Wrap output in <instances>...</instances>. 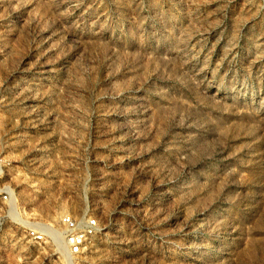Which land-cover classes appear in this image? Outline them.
<instances>
[{
  "label": "rangeland",
  "instance_id": "rangeland-1",
  "mask_svg": "<svg viewBox=\"0 0 264 264\" xmlns=\"http://www.w3.org/2000/svg\"><path fill=\"white\" fill-rule=\"evenodd\" d=\"M65 215L80 264H264V0H0V264Z\"/></svg>",
  "mask_w": 264,
  "mask_h": 264
},
{
  "label": "built area",
  "instance_id": "built-area-1",
  "mask_svg": "<svg viewBox=\"0 0 264 264\" xmlns=\"http://www.w3.org/2000/svg\"><path fill=\"white\" fill-rule=\"evenodd\" d=\"M8 198V194L3 197ZM59 226L62 239L65 243L63 257L65 264H80L81 258L99 233V223L95 217L84 215L73 217L65 215L60 217ZM41 228H30L29 237L37 243L45 239L54 240L51 233L52 228L44 225Z\"/></svg>",
  "mask_w": 264,
  "mask_h": 264
},
{
  "label": "bare ground",
  "instance_id": "bare-ground-1",
  "mask_svg": "<svg viewBox=\"0 0 264 264\" xmlns=\"http://www.w3.org/2000/svg\"><path fill=\"white\" fill-rule=\"evenodd\" d=\"M52 231V230H51ZM52 233V235H53V237L59 242L58 243V246L59 245H61V248H62V250H63V253H64V251H65V246H64V241H63V239H62V237H61V234L59 233V232H57V231H52L51 232Z\"/></svg>",
  "mask_w": 264,
  "mask_h": 264
}]
</instances>
